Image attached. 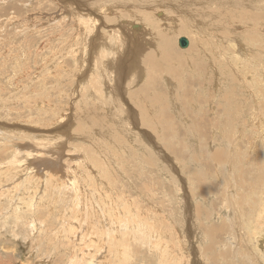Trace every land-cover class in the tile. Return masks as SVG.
Here are the masks:
<instances>
[{"label": "rangeland", "instance_id": "obj_1", "mask_svg": "<svg viewBox=\"0 0 264 264\" xmlns=\"http://www.w3.org/2000/svg\"><path fill=\"white\" fill-rule=\"evenodd\" d=\"M169 1L0 0V264L89 262L92 251L73 260L88 242L83 234L90 241L96 234L93 223L111 230L94 264H264V243L253 250L248 239L264 225V62L243 60L252 75L224 80L220 63L214 74L198 59L197 45L223 23L217 11L241 9L262 20L236 30L250 31L243 45L254 34L264 41V0ZM181 37L191 46L180 48ZM249 47L256 51L246 55L264 61V45ZM235 48L224 43L221 51ZM118 137V149L107 146ZM85 151L112 178L82 161ZM10 162L23 165L8 172ZM20 201L36 206L17 210ZM88 210V219H73ZM116 218L128 226L118 236L110 227ZM69 223L72 240L58 239Z\"/></svg>", "mask_w": 264, "mask_h": 264}, {"label": "bare ground", "instance_id": "obj_2", "mask_svg": "<svg viewBox=\"0 0 264 264\" xmlns=\"http://www.w3.org/2000/svg\"><path fill=\"white\" fill-rule=\"evenodd\" d=\"M103 1V0H102ZM152 1V0H151ZM157 1V0H156ZM169 1V0H168ZM173 1V0H172ZM189 1V0H188ZM130 2V1H129ZM142 2V1H141ZM170 2V1H169ZM176 2H178V1H176ZM132 3H134V2H132ZM247 3V2H246ZM261 3L262 2H256L255 4H253L254 5V7L255 8H257V7H259V6H262L261 5ZM45 4V3H44ZM130 5V4H129ZM140 5V4H139ZM198 5V4H197ZM51 6V5H50ZM66 6V5H65ZM137 6V5H136ZM170 6V5H169ZM58 7V6H57ZM102 7V6H101ZM203 7V6H202ZM205 7V6H204ZM249 7V6H248ZM264 7V6H263ZM262 7V8H263ZM74 8V7H73ZM85 8V7H84ZM88 8V7H87ZM72 9V8H71ZM56 10V9H55ZM155 10V9H154ZM263 10V9H262ZM59 11V10H58ZM104 11V10H103ZM102 11V12H103ZM240 12L239 13H237V12H233V11H217V15H216V17L217 18H220L222 21H223V23L221 24V25H219V26H215V27H213L212 29H207V31H209V32H211L212 34H211V37L210 38H206L205 36H204V32L202 33V35L204 36V38H206L207 40L206 41H203V37L202 38H200V40H199V43H197V45H198V48H199V55H198V59L199 60H206V61H208L209 63H210V65H211V69H212V71L214 72V74L217 72L216 71V66L217 65H219V63H220V70L219 71H221L222 73H224V75H225V79L224 80H227L228 78L229 79H231L230 77H233V76H235V77H239L240 78V76L239 75H242V76H248V75H252V65H251V67L249 68V67H247L244 63H243V60H245L247 63H253L254 65H256V64H258V63H260V62H264L263 60H257L256 58H252L251 59V57L252 56H248V55H246V54H248V52H251V53H253V52H255L256 50H253L252 49V47H249V45H257L258 46V44H259V46H262V45H264V41H261V38L260 37H257L256 35L257 34H254L253 36H252V40L251 41H248V43L244 46L243 45V41H245L244 40V38L242 37L243 35H247V34H249V32H248V30H249V28H250V26H251V24L250 23H248V20H251V21H253L254 22V26H253V28H256V26H257V28H259V25L258 24H260L261 23V19H260V22H259V20H258V17H256V14H247V11L246 10H243V9H241V10H239ZM152 12V11H151ZM151 12H149V13H151ZM156 12V11H155ZM177 12V11H176ZM69 13H71V12H69ZM173 13V12H172ZM245 13V14H244ZM83 14V13H82ZM139 14V13H138ZM174 14V13H173ZM216 14V13H215ZM60 15V14H59ZM123 15V14H122ZM152 15V14H151ZM155 15V14H154ZM163 15V14H162ZM221 15H225L224 17H222ZM135 16V15H134ZM145 16V15H144ZM204 16V15H203ZM202 16V17H203ZM215 16V15H214ZM77 17V16H76ZM98 18V17H97ZM146 18H147V16H146ZM88 19V18H87ZM151 19V18H150ZM155 19V18H154ZM83 20V19H82ZM81 20V21H82ZM95 20V19H94ZM59 21V20H58ZM169 21V20H168ZM239 21L241 22V24L242 25H240V26H236L235 25V23H239ZM83 23H84V21H82ZM96 22H98V21H96ZM113 23H115V22H113ZM149 23H150V26H151V28L152 29H150L151 31H153L154 30V32L155 31H159L160 30V26H159V23H158V21H149ZM172 23V22H171ZM180 23V22H179ZM59 24V23H58ZM82 24V23H81ZM86 24V23H85ZM95 24V23H94ZM141 24V23H140ZM96 25V24H95ZM214 25V24H213ZM213 25H211V26H213ZM85 26V25H84ZM115 26V25H114ZM144 26V25H143ZM241 26H243L244 28H247L248 30H246L245 32H239L240 33V35L237 33V29H240L241 30ZM89 27V26H88ZM91 27V26H90ZM140 27V26H139ZM240 27V28H239ZM64 28V27H63ZM117 28V27H116ZM138 28V27H137ZM136 28V29H137ZM66 29V28H65ZM91 29V28H90ZM142 29H144V28H142ZM86 30V29H85ZM64 31V30H63ZM199 31H201V30H199ZM203 31H205V30H203ZM88 32V31H87ZM136 32V31H135ZM142 32V31H141ZM94 33V32H93ZM112 33V32H111ZM120 33V32H119ZM140 33V32H139ZM139 33H137V34H135V35H138ZM149 33V32H148ZM215 33V35H214V39L216 38V36H217V34H221L220 36L221 37H217L216 39H215V41H214V39H213V41H212V35ZM85 34V33H84ZM113 34V33H112ZM51 35V34H50ZM111 34H109V36H110ZM84 36H86V34L84 35ZM102 37L103 38H106V36L105 35H102ZM118 37V36H117ZM117 37H116V39H117ZM66 38V37H65ZM112 38H114L113 37V35H112ZM146 38H147V36H146ZM235 38V39H234ZM242 39V43H239V39ZM190 40V39H189ZM205 40V39H204ZM104 41V40H103ZM111 41V40H110ZM121 41V40H120ZM116 42H117V44L119 43L117 40H116ZM190 42V41H189ZM103 43V42H102ZM215 43H216V45H217V47H216V45H215ZM224 43H226L227 45H229V46H237V50H236V48H235V51H232V53H230V55L229 54H225V52H222L221 51V47H223V45H224ZM235 43H237V44H235ZM193 44V43H192ZM195 44V43H194ZM78 45V44H77ZM248 45V46H247ZM108 45H107V43H105V45H104V47H107ZM120 46H122V45H120ZM191 46V45H190ZM193 46V45H192ZM239 46V47H238ZM85 48H86V46H84ZM103 47V46H102ZM109 47L111 48V47H113L114 49H116L117 47H116V44L114 43V44H112L111 46L109 45ZM151 47V46H150ZM41 48V47H40ZM152 48V47H151ZM159 48V47H158ZM192 48V47H191ZM191 48H189L190 50H192ZM197 48V49H198ZM113 49V50H114ZM145 49H147V48H145ZM149 49V48H148ZM147 49V50H148ZM39 50V49H38ZM96 50V49H95ZM103 51H104V49H102ZM106 50V49H105ZM156 50V49H155ZM165 50V49H164ZM168 50V49H167ZM160 51V50H159ZM193 51V50H192ZM218 52V54H215V52ZM66 52V51H65ZM107 52V51H106ZM112 51H110V53H111ZM97 53V52H96ZM115 53H117V51L115 52ZM144 54H145V52H143ZM160 53V52H159ZM167 53H169V52H167ZM171 53H173V52H171ZM193 53V52H192ZM132 54H134V53H132ZM153 54V53H152ZM165 54V53H164ZM76 55V54H75ZM170 55V54H169ZM176 55V54H175ZM250 55H252V54H250ZM83 56V55H82ZM105 56V55H104ZM107 56V55H106ZM109 57H110V55H108ZM114 56V55H113ZM138 56V55H137ZM153 56V55H152ZM171 56V55H170ZM169 56V57H170ZM174 56V55H173ZM172 56V57H173ZM63 57V56H62ZM65 57V56H64ZM84 57V56H83ZM88 57V56H87ZM224 57H226V59L225 60H228V62L229 63H227V64H229V65H226L225 63H223L222 61H221V59L222 58H224ZM34 58V57H33ZM51 58V57H50ZM60 58V57H59ZM94 58H96V57H94ZM107 58V57H106ZM157 58V57H156ZM174 58V57H173ZM172 58V59H173ZM175 58H179V56H175ZM196 58H197V56H196ZM75 59V58H74ZM141 59V58H140ZM162 59V58H161ZM37 60V59H36ZM111 60V59H110ZM166 60V59H165ZM175 60V59H174ZM21 61V60H20ZM52 61V60H51ZM53 61H54V59H53ZM70 61V60H69ZM84 61V60H83ZM88 61V60H87ZM86 61V62H87ZM100 61V60H99ZM171 61V60H170ZM195 61V60H194ZM240 62L241 63V65H239V66H236V65H234V63L235 62ZM61 62V61H60ZM91 62V61H90ZM94 62V60L91 62V63H93ZM176 62V61H175ZM182 62V61H181ZM227 62V61H226ZM54 63V62H53ZM110 63H111V61H110ZM233 63V64H232ZM52 64V63H51ZM101 64V63H100ZM101 65H103V64H101ZM233 65V66H232ZM74 66V65H73ZM149 66V65H148ZM48 67V66H47ZM90 67H92V66H90ZM147 67V66H146ZM89 68V67H88ZM152 68V67H151ZM92 69V68H91ZM171 69V68H170ZM89 70H90V68H89ZM171 70H173V69H171ZM216 71V72H215ZM134 72V71H133ZM199 72V71H198ZM230 72H234L235 74H230ZM89 73H91V71L89 72ZM41 74V73H40ZM151 74V73H150ZM39 75V74H38ZM52 75V74H51ZM86 77V76H85ZM98 77V76H97ZM90 78V77H89ZM121 78V77H120ZM125 79V78H124ZM221 79H222V77H221ZM70 81V80H69ZM68 82V81H67ZM89 82V81H88ZM30 83H32V82H30ZM18 84V83H17ZM17 86V85H16ZM118 88V87H117ZM18 89V88H17ZM82 89H83V86H82ZM88 89V88H87ZM245 90V89H244ZM104 92V91H103ZM22 94V93H21ZM72 94V93H71ZM85 95V94H84ZM169 95V94H168ZM15 96V95H14ZM83 97V96H82ZM96 99V98H95ZM79 100V99H78ZM124 100V99H123ZM211 100V99H210ZM80 101V100H79ZM139 101V103L141 102L140 100H138ZM13 102V101H12ZM77 102V101H76ZM81 102V101H80ZM79 102V103H80ZM84 104V103H83ZM145 106V105H144ZM92 108V107H91ZM113 108V107H112ZM128 108V107H127ZM140 108H141V110H142V112L144 113V108H143V106L142 105H140ZM78 110V109H77ZM114 110V109H113ZM236 110V109H235ZM243 110V109H242ZM239 111V110H238ZM78 112V111H77ZM89 112V111H88ZM134 112V111H133ZM85 113H87V112H85ZM114 113V112H113ZM217 113V112H216ZM77 114V113H76ZM229 113H226V117L225 118H227V119H230V118H234L235 116H234V114H230V115H228ZM241 114V113H240ZM116 115V114H115ZM118 115V114H117ZM142 116V115H141ZM223 115H221V117H222ZM137 117V116H136ZM107 118V117H106ZM65 119H67V118H65ZM64 119V120H65ZM79 119V118H78ZM90 119V118H89ZM114 119V118H113ZM57 120V119H56ZM74 120V119H73ZM94 120H95V118H94ZM111 120V119H110ZM115 120V119H114ZM58 121V120H57ZM66 121V120H65ZM16 122V121H15ZM87 122V121H86ZM256 122L258 123L259 122V120L258 119H256ZM78 123V122H77ZM205 123V122H204ZM64 124V123H63ZM207 125V124H206ZM79 126V125H78ZM80 126H82V125H80ZM64 127H66V126H64ZM113 127V126H112ZM80 128V127H79ZM78 128V129H79ZM87 128H88V126H87ZM106 128V127H105ZM74 129H76V128H74ZM103 129H104V127H103ZM107 129V128H106ZM111 129V128H110ZM113 129H115L114 127H113ZM77 130V129H76ZM259 130V129H258ZM264 130V129H263ZM60 131H61V129H60ZM75 131V130H74ZM80 131H82V130H80ZM94 131H96V130H94ZM94 131H93V134H94ZM98 131V130H97ZM113 131V130H112ZM262 131V130H261ZM12 132V131H11ZM20 132V131H19ZM73 132V131H72ZM91 132V131H90ZM37 133V132H36ZM18 134V133H17ZM58 134H59V131H58ZM96 134V133H95ZM94 134V135H95ZM13 135V134H12ZM38 135V134H37ZM42 135V134H41ZM57 135V134H56ZM30 137H31V135H30ZM42 137V136H41ZM97 137V136H96ZM95 136H94V138H96ZM12 138V137H11ZM51 138V137H50ZM119 138L120 137H118V139L117 140H115L114 139V144H113V142L112 141H110L109 143H108V145L107 146H109V144L111 143V147L112 148H116V149H118V143H120L119 142ZM257 138V137H256ZM17 139V138H16ZM39 139V138H38ZM55 139V138H54ZM99 139V138H98ZM98 139H96V141L98 140ZM110 139V138H109ZM61 140V139H60ZM87 140V139H86ZM255 140H257V139H255ZM37 141H39V140H37ZM48 141V140H47ZM51 141H52V139H51ZM258 141V140H257ZM36 142V141H35ZM42 142H44V141H41V143ZM45 142H46V140H45ZM62 142H64V141H62ZM61 142V143H62ZM41 143H39V144H41ZM71 143V142H70ZM123 143V142H122ZM255 143V142H254ZM257 143V142H256ZM260 143V142H259ZM3 144V143H2ZM81 144H83V143H81ZM97 144L99 145V142H97ZM100 144H103V143H100ZM121 144V143H120ZM212 144H213V142H212ZM20 145V144H19ZM51 145V144H50ZM58 145V144H57ZM2 146V145H1ZM14 146V145H13ZM38 147V146H37ZM81 146H79V147H77L78 149L80 148ZM98 147V146H97ZM14 148V147H13ZM23 148V147H22ZM67 148V147H66ZM103 148V147H102ZM48 149V148H47ZM74 149V148H73ZM41 150V149H40ZM85 150V149H84ZM102 150V149H101ZM106 150V149H105ZM103 151V150H102ZM3 152V151H2ZM20 152H23V150L22 151H20ZM40 152V151H39ZM80 152V151H79ZM78 152V153H79ZM106 152V151H105ZM116 152V151H115ZM26 153V152H25ZM69 153V152H68ZM77 153V152H76ZM98 153V152H97ZM108 153V152H107ZM18 154H20L19 152L16 154V157L18 156ZM28 154V155H27ZM27 154H26V156H31L32 154H33V152L31 151V152H27ZM73 154V153H72ZM84 156H82V161H86V160H91L92 162H93V164H94V167H95V169L96 170H98L99 172H101L102 173V175L103 176H106V177H111L110 175H108L107 174V172H106V170H105V166L100 162V161H98L99 159L98 158H96V156H95V153L94 152H90V151H85L84 152ZM111 154H113V153H111ZM97 155V154H96ZM106 155V154H105ZM14 156V155H13ZM63 156V155H62ZM61 156V157H62ZM77 156V155H76ZM19 157V156H18ZM21 157V156H20ZM55 157H56V154H55ZM70 157H72V156H70ZM77 157H79V156H77ZM98 157V156H97ZM101 156H99V158H100ZM215 157H220V155L217 153L216 154V156ZM11 159V158H10ZM57 159V158H56ZM1 160V159H0ZM8 160V159H7ZM13 159H11V160H9V161H12ZM19 160V159H18ZM16 161V160H15ZM31 161V160H30ZM42 161H44V160H42ZM58 161V160H57ZM71 160L69 159V162H70ZM107 161V160H106ZM218 161H220L219 159L218 160H216V162H218ZM8 161H6L5 162V164L4 165H6V163H7ZM17 162H19V161H17ZM24 162H25V160H24ZM37 162H39V161H37ZM87 162V161H86ZM90 162V161H89ZM10 163H12L13 165H12V167H10V168H8L7 169V171L9 172L10 170H14L16 167V165H18L17 163H15V162H10ZM29 163V162H28ZM88 163V162H87ZM111 163V162H110ZM222 163V162H221ZM8 164V163H7ZM108 164H109V162H108ZM20 166L21 165H23V164H19ZM225 165V163L223 164L222 163V165H220V166H222V169L225 167L224 166ZM2 165H0V168H2L1 167ZM26 166V165H25ZM42 166V165H41ZM219 166V165H218ZM90 167V166H89ZM110 167V166H109ZM20 169V168H19ZM67 172L69 171V169H71L72 170V168H71V166L70 165H68L67 166ZM77 169V168H76ZM94 169V168H93ZM42 170V169H41ZM66 170V169H65ZM74 170V169H73ZM96 170H93L94 172V174H95V171ZM36 171V170H35ZM91 171V170H90ZM17 173H19L18 171H16ZM73 172V171H72ZM7 173V172H6ZM17 173H14L13 172V174L14 175H16ZM32 173V172H31ZM66 173V172H65ZM1 175H3V173H0ZM5 174V173H4ZM119 174V173H118ZM216 174H218V171L216 170ZM0 175V182L2 181V176ZM9 175H10V173H9ZM97 175V174H96ZM19 176H21V175H19ZM72 176V175H71ZM79 176V175H78ZM220 177V176H219ZM22 178V177H21ZM112 178V177H111ZM73 179H78V180H80V178L79 177H77V175L75 176V174L73 175ZM96 179V178H95ZM105 179V178H104ZM107 179V178H106ZM109 179H107V181H108ZM74 182V181H73ZM76 182H78V181H76ZM100 182V181H99ZM63 183V182H62ZM89 183V182H88ZM110 183H112L111 182V180H110ZM58 184H59V182H58ZM77 185V184H76ZM20 188H22L23 189V187H21L20 185H18ZM70 186V185H69ZM78 186V185H77ZM71 187V186H70ZM101 187V186H100ZM99 187V188H100ZM112 187V186H111ZM14 188V187H13ZM49 188V187H48ZM69 188V187H68ZM72 188V187H71ZM79 188V187H78ZM93 188V187H92ZM102 188V187H101ZM16 189V188H15ZM36 189V188H35ZM73 189V188H72ZM79 189H81V188H79ZM94 189V188H93ZM96 189V188H95ZM20 190V189H19ZM18 190V191H19ZM82 190V189H81ZM100 190V189H99ZM109 190V189H108ZM21 191V190H20ZM79 192H80V190H78ZM103 191V190H102ZM77 192V191H76ZM76 192H75V194H76ZM15 193V192H14ZM21 193V192H20ZM25 196H26V194H25V192H22ZM104 193V192H103ZM111 193V192H110ZM113 193V192H112ZM23 194H21V195H23ZM73 194H74V192H73ZM80 196L79 197H82L81 195L82 194H79ZM103 195V194H102ZM83 197H84V195H83ZM103 197H104V195H103ZM118 197V196H117ZM127 197V196H126ZM27 198V197H26ZM29 198V197H28ZM78 198V197H77ZM100 198V197H99ZM101 199V198H100ZM104 199H106V198H104ZM28 200V199H27ZM76 200V199H75ZM79 200V199H78ZM70 201V200H69ZM104 201H106V200H104ZM29 202H31V201H27V202H22V201H20L19 202V205H18V208H17V210L18 209H20L21 208V206H23V205H25V207L27 208V206L29 207V211H32L33 210V208L36 206H34V203H31L30 205H28L29 204ZM35 202V201H34ZM96 202H97V198H96ZM100 202V201H99ZM103 202V201H102ZM11 203V202H10ZM119 203V202H118ZM129 203V202H128ZM100 204V203H99ZM104 204H105V202H104ZM114 204V203H113ZM116 204V203H115ZM127 204V203H126ZM11 206V205H10ZM80 206V205H79ZM101 206H103V205H101ZM115 206V205H114ZM123 206V205H122ZM100 207V206H99ZM111 208V207H113V206H108V208ZM117 207V206H116ZM119 207V206H118ZM125 207H128V206H125ZM132 207V206H131ZM2 208V207H1ZM101 208V207H100ZM108 208H107V210H108ZM118 209V208H117ZM135 209V208H134ZM133 209V210H134ZM20 210H22V209H20ZM114 210H116L115 208H114ZM132 210V209H131ZM263 210H264V208H263ZM263 210H262V212H263ZM16 211V210H15ZM104 211V210H103ZM119 211V210H118ZM117 211V212H118ZM122 211V210H121ZM14 212V211H13ZM111 212V211H110ZM110 212H107L108 214H110V216H112L113 214H111ZM124 212V211H123ZM137 212H139L138 210H137ZM19 213V212H18ZM18 213H16L15 212V214H17V216L19 215ZM78 213V212H77ZM105 213V212H104ZM119 213V212H118ZM140 213H141V211H140ZM92 213H90V211L88 210V211H86V217L85 218H80L79 216H77V217H75V218H73V219H88L89 218V216L91 215ZM106 214V213H105ZM115 214V213H114ZM120 214V213H119ZM133 214V213H132ZM264 214V213H263ZM71 215V214H70ZM117 215V214H116ZM131 215V214H130ZM15 216V215H14ZM114 216V215H113ZM112 216V217H113ZM127 216V215H126ZM141 216V215H140ZM261 216V215H260ZM114 217H116V216H114ZM113 217V218H114ZM20 218H21V216H20ZM128 218V217H127ZM136 218V217H135ZM14 219V218H13ZM17 219H19V218H17ZM120 219V218H119ZM257 219V218H256ZM16 220V219H15ZM20 220V219H19ZM21 220H22V218H21ZM63 220V219H62ZM71 220V219H70ZM149 220H150V218H148V221H146V223H144L145 225H146V230H148V226H149V224H150V222H149ZM17 221V220H16ZM64 221V220H63ZM65 221H66V219H65ZM110 221H112V222H114L113 224H114V227H112L113 226V224H111L110 225V227L113 229V231H114V233H115V235H117L118 236V234H119V232H118V229H119V226H121V227H128V226H125L124 224H122L121 223V221L119 222L118 221V219L116 218V219H110ZM123 221V220H122ZM36 223V222H35ZM62 223V222H61ZM66 223H67V221H66ZM71 223H74V221L72 222L71 221ZM70 224V223H69ZM126 224V223H125ZM139 224V223H138ZM65 225V224H64ZM68 225V224H67ZM63 226V231L59 234V236H58V239L60 238V237H62L63 236V234H65V236H66V239L68 240H72L71 238H73L72 236L74 235V233L75 232H77L76 231V229H75V227L74 226H71V224L69 225V227L68 226ZM73 225V224H72ZM140 225V224H139ZM38 226V225H37ZM35 227V226H34ZM62 227V226H61ZM91 228H93V229H95V231H96V234H94V236L92 235L93 233L92 232H89V230H86V232L87 233H89V235L91 234L92 235V238H91V241L89 240V236H87L85 233L83 234V237L84 238H86V237H88V242L85 244H83V245H81V247L79 246L78 248V250H79V252L78 251H76V256H77V259H75V260H73V262H76V263H79V261H81L82 260V262H84V261H86L85 259H86V257H88L87 256V254L89 255V253L92 251V260L91 261H89V262H85L84 264H94V260L97 258V254H101L102 253V251L104 250L103 249V247H104V244H105V242L103 241V240H101V239H104V237H106L107 236V234L109 233V232H111V230H109V228H107V229H105L104 227H103V230H101L100 228H95L96 227V225L93 223L91 226H90ZM134 227H136V226H134ZM17 228V227H16ZM37 228V227H36ZM138 229H139V226H138ZM231 229V228H230ZM64 231H66V232H64ZM57 232V231H56ZM64 232V233H63ZM159 232H161V233H163L162 231H159ZM252 232V231H251ZM251 232H248V239H249V242H251V245H252V242H253V244L254 243H256V246L254 245V247L256 248V249H254L253 248V250H258L259 248L258 247H260V245H261V243L263 242L264 243V225L261 227V228H259L257 231H253V233H251ZM57 234H58V232H57ZM165 234V233H164ZM123 235V234H122ZM112 236V235H111ZM57 237V236H56ZM123 237V236H122ZM164 237V236H163ZM162 237V238H163ZM77 238H79V237H77ZM114 239H116L117 237L115 236V237H113ZM61 240H62V238H60ZM65 239V240H66ZM97 239V240H96ZM122 239V238H121ZM161 239V238H160ZM159 239V240H160ZM87 241V240H86ZM132 241H133V239H132ZM138 241V240H137ZM61 242V241H60ZM74 242V241H73ZM113 242H115V241H113ZM139 242V241H138ZM68 243H69V241H68ZM80 243V242H79ZM70 244V243H69ZM76 244V243H75ZM96 244H98L99 245V247H93V250H90V248H91V246L92 245H96ZM159 244V243H158ZM157 245V244H156ZM159 246V245H158ZM258 246V247H257ZM69 248V247H68ZM70 248H71V246H70ZM73 248V247H72ZM103 249V250H102ZM72 250V249H71ZM71 250H69V251H71ZM68 251V250H67ZM67 251H65V252H67ZM93 251H94V253H93ZM167 251V250H166ZM80 252H82V254H81V256H82V259H80V260H78V254L80 253ZM70 253V252H69ZM74 253H75V251H74ZM263 253V252H262ZM64 254V253H63ZM62 254V255H63ZM61 255V256H62ZM68 255V254H67ZM102 255V254H101ZM104 255H105V253H104ZM65 257H66V255H65ZM262 257V256H261ZM62 258V257H61ZM90 258V257H89ZM88 258V259H89ZM102 258H104V256L102 257ZM74 259V258H73ZM1 260V259H0ZM70 261V260H69ZM99 262V261H98Z\"/></svg>", "mask_w": 264, "mask_h": 264}, {"label": "water", "instance_id": "obj_3", "mask_svg": "<svg viewBox=\"0 0 264 264\" xmlns=\"http://www.w3.org/2000/svg\"><path fill=\"white\" fill-rule=\"evenodd\" d=\"M178 44H179V47L182 48V49H187L190 45V42L187 38L185 37H181L179 40H178Z\"/></svg>", "mask_w": 264, "mask_h": 264}]
</instances>
